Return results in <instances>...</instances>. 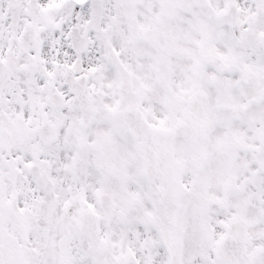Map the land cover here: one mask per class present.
<instances>
[{
    "label": "snow or ice",
    "instance_id": "1",
    "mask_svg": "<svg viewBox=\"0 0 264 264\" xmlns=\"http://www.w3.org/2000/svg\"><path fill=\"white\" fill-rule=\"evenodd\" d=\"M0 264H264V0H0Z\"/></svg>",
    "mask_w": 264,
    "mask_h": 264
}]
</instances>
